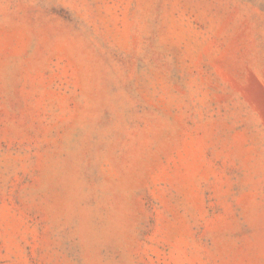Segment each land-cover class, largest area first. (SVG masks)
Segmentation results:
<instances>
[{
  "label": "rangeland",
  "instance_id": "rangeland-1",
  "mask_svg": "<svg viewBox=\"0 0 264 264\" xmlns=\"http://www.w3.org/2000/svg\"><path fill=\"white\" fill-rule=\"evenodd\" d=\"M0 264H264V0H0Z\"/></svg>",
  "mask_w": 264,
  "mask_h": 264
}]
</instances>
